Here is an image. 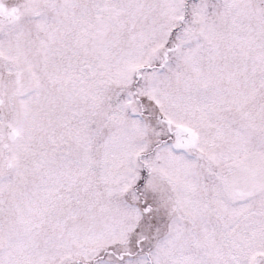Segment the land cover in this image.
Returning a JSON list of instances; mask_svg holds the SVG:
<instances>
[{"label": "snow or ice", "instance_id": "1", "mask_svg": "<svg viewBox=\"0 0 264 264\" xmlns=\"http://www.w3.org/2000/svg\"><path fill=\"white\" fill-rule=\"evenodd\" d=\"M0 264H264V0H0Z\"/></svg>", "mask_w": 264, "mask_h": 264}]
</instances>
